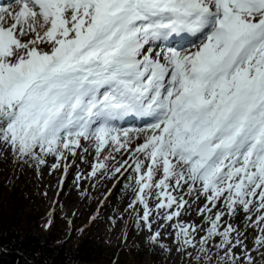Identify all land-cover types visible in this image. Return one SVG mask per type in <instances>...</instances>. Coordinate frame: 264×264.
I'll return each mask as SVG.
<instances>
[{
  "label": "snow or ice",
  "instance_id": "1",
  "mask_svg": "<svg viewBox=\"0 0 264 264\" xmlns=\"http://www.w3.org/2000/svg\"><path fill=\"white\" fill-rule=\"evenodd\" d=\"M13 3L0 146L15 162L55 158L62 188L94 151L90 176L135 173L128 207L157 247L171 229L183 264H264V0ZM193 206L200 224L180 219Z\"/></svg>",
  "mask_w": 264,
  "mask_h": 264
},
{
  "label": "rangeland",
  "instance_id": "2",
  "mask_svg": "<svg viewBox=\"0 0 264 264\" xmlns=\"http://www.w3.org/2000/svg\"><path fill=\"white\" fill-rule=\"evenodd\" d=\"M11 156L9 150H5L3 146H0V162L4 164V161H9ZM116 158L119 160V155ZM54 163H56L55 158L49 157L48 166H43L34 173L27 166L22 173L23 177H27L30 182L28 193L41 195L44 198L36 202L44 217L55 213L59 218L77 217L82 225L92 223L96 228L97 238L104 245L113 247L117 245L130 247L133 245L143 250L148 243L155 245L149 240L150 234L143 228L139 219V215H142V208L137 206L138 215L137 212L128 207L135 198L134 188L137 187L134 172L129 171L124 175L117 173L115 176L98 173L96 177H92L90 172L95 159L94 151H91V154H84L83 160L79 157L75 159V163L68 169L61 188L60 180L63 175V168L50 172V166ZM15 164L14 161H10L5 165L10 171ZM116 166L119 165L116 164ZM16 176L17 171L15 172V178ZM78 176L83 178L78 180ZM58 193L59 195H57ZM199 203L202 204L203 202ZM149 204L150 207H154L153 201L150 200ZM180 219L185 222L195 221L200 224L203 218L197 216V209L193 206L189 214L181 216ZM242 219L243 217H241ZM47 221L48 218L35 230L36 236L41 239L50 228ZM240 226L243 228V223ZM171 231L169 229V232ZM169 232H164L162 235L160 243L164 245L163 255L160 258V263L157 262L156 264H183V258L174 250L175 245ZM254 235L255 233H249V247L252 246ZM169 247L173 248L171 254L166 251ZM141 263L153 264V260L150 255H146ZM193 264H195V261H193Z\"/></svg>",
  "mask_w": 264,
  "mask_h": 264
},
{
  "label": "trees",
  "instance_id": "3",
  "mask_svg": "<svg viewBox=\"0 0 264 264\" xmlns=\"http://www.w3.org/2000/svg\"><path fill=\"white\" fill-rule=\"evenodd\" d=\"M10 161L15 162L13 156L0 162V264H142L146 255L153 264L160 263L163 248L151 243L144 250L104 245L92 223L82 225L77 217L55 213L44 217L36 204L43 197L28 193L30 182L22 175L27 166L15 162L8 171L5 164ZM47 218L50 228L41 239L35 230Z\"/></svg>",
  "mask_w": 264,
  "mask_h": 264
},
{
  "label": "bare ground",
  "instance_id": "4",
  "mask_svg": "<svg viewBox=\"0 0 264 264\" xmlns=\"http://www.w3.org/2000/svg\"><path fill=\"white\" fill-rule=\"evenodd\" d=\"M9 1H13V0H9ZM7 2V1H6ZM5 4V3H4ZM3 5V4H2ZM16 7V5L13 3V4H11V7H10V10L11 9H13V8H15Z\"/></svg>",
  "mask_w": 264,
  "mask_h": 264
}]
</instances>
